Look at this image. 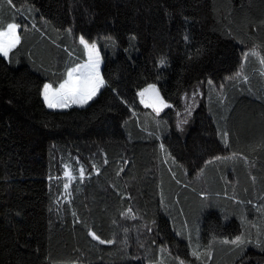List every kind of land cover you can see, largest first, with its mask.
<instances>
[{
    "label": "trees",
    "instance_id": "trees-1",
    "mask_svg": "<svg viewBox=\"0 0 264 264\" xmlns=\"http://www.w3.org/2000/svg\"><path fill=\"white\" fill-rule=\"evenodd\" d=\"M9 23L0 264H264V0H0ZM80 38L102 85L51 109Z\"/></svg>",
    "mask_w": 264,
    "mask_h": 264
},
{
    "label": "rangeland",
    "instance_id": "rangeland-1",
    "mask_svg": "<svg viewBox=\"0 0 264 264\" xmlns=\"http://www.w3.org/2000/svg\"><path fill=\"white\" fill-rule=\"evenodd\" d=\"M18 29L19 26L16 23H9L4 29H0L1 55L7 56L8 52L18 43ZM80 42L85 46V60L70 68L65 79L57 88L48 83L44 84L42 88V98L51 109L61 110L72 106H84L96 96L102 85L100 75L102 59L98 47L95 43L88 42L83 38H80ZM190 99L192 100L193 96H184L182 109L180 111L175 109L177 115L183 113L188 117L192 107ZM138 101L142 106L150 109V113L158 116H161L170 107V104L162 98L155 84H149L142 88L138 92ZM167 120L169 121L170 117ZM72 173L69 169L65 170L67 177L74 176ZM67 185H69V181Z\"/></svg>",
    "mask_w": 264,
    "mask_h": 264
},
{
    "label": "crops",
    "instance_id": "crops-1",
    "mask_svg": "<svg viewBox=\"0 0 264 264\" xmlns=\"http://www.w3.org/2000/svg\"><path fill=\"white\" fill-rule=\"evenodd\" d=\"M85 47V46H84ZM49 107V106H48ZM50 108V107H49Z\"/></svg>",
    "mask_w": 264,
    "mask_h": 264
}]
</instances>
